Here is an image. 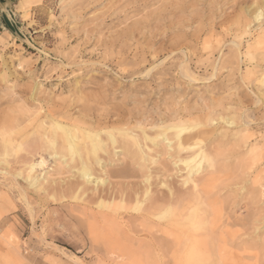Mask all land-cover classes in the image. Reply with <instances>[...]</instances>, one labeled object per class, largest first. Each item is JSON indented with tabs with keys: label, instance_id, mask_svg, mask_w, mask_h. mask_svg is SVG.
<instances>
[{
	"label": "rangeland",
	"instance_id": "rangeland-1",
	"mask_svg": "<svg viewBox=\"0 0 264 264\" xmlns=\"http://www.w3.org/2000/svg\"><path fill=\"white\" fill-rule=\"evenodd\" d=\"M173 2L10 0L9 6L4 4L0 8V138L42 132L49 125V114L57 111H68L71 118L91 124L104 110L121 107L129 112L125 117L132 119L129 127L137 136L141 128L153 133L168 125L173 117H165L179 110L187 126H197L183 135L202 133L203 144L214 149L212 157L221 170L208 196L214 211L210 217L218 214L211 235L212 259L264 264V159L253 167L247 153L252 147H264V85L260 84L264 21H253L254 14L264 12V0H180L177 36L175 28L163 23L142 27L149 16ZM233 42L239 45L236 54ZM186 73L194 75L192 80ZM222 119L234 122L233 127ZM117 139L118 151L112 155L109 148L102 155L105 172L95 177L115 184L139 183L135 162L147 163L141 161L137 146L123 137ZM162 143L143 156H152V169L164 170H160L162 180H175L173 158L169 159L173 153ZM24 157L23 152L11 153L8 165H0V264H105L109 255L102 241L89 235L76 202L48 196L72 180L75 163L46 153L45 165L30 171ZM157 179L155 175L152 183ZM156 259L157 264H173L171 252Z\"/></svg>",
	"mask_w": 264,
	"mask_h": 264
},
{
	"label": "bare ground",
	"instance_id": "bare-ground-1",
	"mask_svg": "<svg viewBox=\"0 0 264 264\" xmlns=\"http://www.w3.org/2000/svg\"><path fill=\"white\" fill-rule=\"evenodd\" d=\"M179 1L180 0H174L173 5L170 8L165 9L163 12L158 13L157 15L154 14L149 16V23H144L142 27H145L144 29H148V27L153 24L161 25V23H163L162 25L165 24L168 26V28L169 26L175 28L174 33L177 36L181 24V18L178 14L182 10L180 6L181 2ZM253 21L258 23L264 21L263 10L254 14ZM249 25L250 24H248V26ZM248 26L246 25V27ZM257 30L260 31L259 29ZM166 37L167 39L169 38L168 36ZM176 42L177 41L175 40V43ZM233 48L236 49V51L234 50L236 54V52H238L239 45L233 42ZM142 52L140 51V53ZM143 55L145 56V54ZM186 75L188 76L189 80H192V77L194 76L193 75L191 77L188 73H186L185 76ZM260 84L264 85V75L260 79ZM88 99L89 98H87V100ZM117 105L120 106V103ZM83 109L84 108H81L80 111ZM109 109L104 110L102 113L94 117L95 122L91 124L87 123L83 119L71 118V114H69L68 111H57L56 113H59L57 115H54L55 113L49 114V125L42 132L37 130L31 131L29 133L26 132L22 135H17V137L15 136V139L12 138L13 133H8L9 135L6 138L1 136L2 140H0V157H2V160H0V165H8L7 158L11 155V153L18 156L22 152L25 153L23 164L27 166V170L30 171H32L35 167H43L45 165L43 155L46 153L52 158L54 157V159L59 157L60 159H64V162H74L75 166L72 168V170H76V172L74 173L71 171L74 173V175H72L73 177L70 176L72 180L68 183H65L67 181L62 182V184H65H60L62 186L51 190L48 196L52 195L54 197L56 195L60 201L73 200L76 202L77 207L80 209L81 215L86 218L88 223L89 235H91L92 238L94 237L93 239L101 240L109 255L107 258L108 260L104 262L105 264H157L158 262L156 257L166 254L167 252L172 253L173 264H224L222 259H219L217 262L212 259L213 251L211 247V235L214 233V229L216 228L215 217H217L218 214L214 213L213 219L210 217L213 215V210L210 209L213 207V201L210 202L208 196L215 181L216 174L219 173L220 170L212 157V153L215 151L213 149L212 152V150H209L207 146L203 144L204 142L201 140L203 137L201 136L202 133H189L186 136L183 135L188 131L196 129L197 126H187L188 122L182 119L183 113H180L181 111L179 110H177L179 112L175 110V112L171 111L170 115L165 117H173L171 118L172 120L168 125H162L158 127L153 133L147 132L143 128L140 130L138 128L140 133L137 136H134L133 127H129L132 119L130 120L125 117L127 114H129V112L125 111L122 107L115 110ZM16 113L18 114V112ZM188 114L191 118L192 114ZM35 116L37 117L38 115ZM139 119L140 118L138 117L133 118L135 121H138ZM222 121L224 124L233 127L231 125H233L234 122L224 119H222ZM44 122L46 121L44 120ZM141 122L135 123L133 125H138ZM135 128L136 127H134V129ZM11 129L13 130V128ZM6 133L7 132H5V134ZM117 136L123 137L130 141L132 145L137 146L139 153L142 154L141 161L147 163L146 166H143L141 163L135 162L137 170H140L139 172L141 173L139 176V183L126 182L117 184L116 182L115 184L112 183V181L109 182L107 178L95 177L97 172L102 174L105 172L106 160L102 159V155H107L109 153V148L111 152L115 150V145L119 143ZM161 143L163 147L165 145L166 150L168 147L171 149V153H173V155L169 156V159L171 160V158H173L172 164L176 172L175 175L173 173L176 178L174 176L173 178H175V180H169V177L167 178L168 180L166 179V181L164 178L162 180V171L164 170L152 169L150 167L154 164L152 156H143V154H146L145 150L151 153L150 151H153L157 148L160 149ZM163 150L164 149H162V151ZM116 151L118 150L116 149L115 152ZM132 151L133 150L130 152L132 153ZM115 152H113L112 155ZM164 153H166L165 150ZM247 153L251 154V166L253 167H255V163H257L259 160L264 159L263 146L260 148L252 147L247 151ZM36 157H38L40 161L34 163V158ZM122 161L123 160H121V162ZM153 168L155 167L153 166ZM141 170L148 171L141 172ZM149 170H155V174H153L152 171L149 172ZM181 172L184 174H181ZM155 175L159 176V181L157 179L156 181L158 182L155 181L156 183H152ZM63 179L64 178H62V180ZM89 185H91V187H89ZM39 189L43 190V187L40 186ZM43 198L45 199L44 196ZM5 246L7 245L5 244Z\"/></svg>",
	"mask_w": 264,
	"mask_h": 264
},
{
	"label": "water",
	"instance_id": "water-1",
	"mask_svg": "<svg viewBox=\"0 0 264 264\" xmlns=\"http://www.w3.org/2000/svg\"><path fill=\"white\" fill-rule=\"evenodd\" d=\"M9 3H10V0H6L5 2H2V1L0 0V8H1L4 4H6L7 6H9Z\"/></svg>",
	"mask_w": 264,
	"mask_h": 264
}]
</instances>
